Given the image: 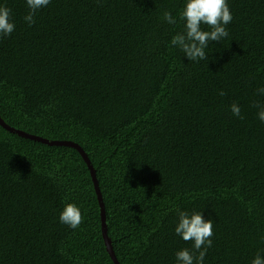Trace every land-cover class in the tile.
<instances>
[{"label":"trees","instance_id":"1","mask_svg":"<svg viewBox=\"0 0 264 264\" xmlns=\"http://www.w3.org/2000/svg\"><path fill=\"white\" fill-rule=\"evenodd\" d=\"M0 4L16 25L0 38V118L82 149L119 264H175L191 250L174 235L177 210L213 221L204 264L264 251V0H228L229 35L199 62L169 45L183 0H51L32 26L24 0ZM67 203L81 210L76 230L58 221ZM0 264H114L80 153L1 125Z\"/></svg>","mask_w":264,"mask_h":264},{"label":"clouds","instance_id":"2","mask_svg":"<svg viewBox=\"0 0 264 264\" xmlns=\"http://www.w3.org/2000/svg\"><path fill=\"white\" fill-rule=\"evenodd\" d=\"M50 3L51 0H24L28 10L23 17L24 22L32 26L36 13ZM178 19L183 23V29L171 37L169 45L179 50L189 61L199 62L208 59L206 49L210 42H220L228 37L226 26L232 22L233 16L228 0H183ZM162 20L169 25L177 23V18L168 11L163 13ZM202 25L207 26L208 30H204ZM15 27L12 10L0 4V38L9 37ZM218 94L223 96L225 93L220 90ZM256 95L264 97V86L256 89ZM254 107L257 110L256 118L264 123V101L257 100ZM230 112L232 116L239 118V104L232 103ZM58 221L72 230L78 229L82 223L80 208L72 203L65 204L59 213ZM173 232L183 241L192 242L191 250L185 248L175 253V264H204L208 249L213 244V221L204 219L201 211L189 213L177 210ZM250 264H264V251H258Z\"/></svg>","mask_w":264,"mask_h":264},{"label":"water","instance_id":"3","mask_svg":"<svg viewBox=\"0 0 264 264\" xmlns=\"http://www.w3.org/2000/svg\"><path fill=\"white\" fill-rule=\"evenodd\" d=\"M0 125L2 127H4L6 130H8V131H10L12 133H16L19 136H22V137H25V138H29V139H32V140H36V141H40V142H43V143H46V144H49V145H68V146H72L80 153V155L82 156L83 160L85 161L86 165L89 168L90 175H91V178H92L93 183H94V188H95V191L97 193V198H98V203H99V208H100L101 231H102V237H103V240H104V244L106 246V250H107L108 254L110 255L113 263L114 264H119V262L117 261V259L114 256L113 250L111 248V241H110V238H109V236H108V234L106 232L104 206H103L101 195H100V192L98 190L97 183H96L95 171H94L93 167L91 166L90 162L88 161L86 155L82 151V149L79 146H77L76 144H74V143L60 142V141H51V140L42 139V138H39L37 136L25 133L23 131H18L16 129L8 126L7 124H5L4 121L1 118H0Z\"/></svg>","mask_w":264,"mask_h":264}]
</instances>
